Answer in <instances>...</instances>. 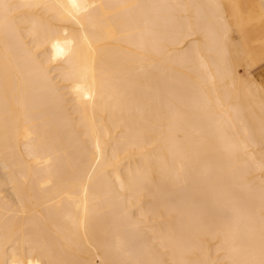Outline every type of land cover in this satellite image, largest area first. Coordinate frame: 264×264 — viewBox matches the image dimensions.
<instances>
[{"label":"bare ground","instance_id":"6f19581e","mask_svg":"<svg viewBox=\"0 0 264 264\" xmlns=\"http://www.w3.org/2000/svg\"><path fill=\"white\" fill-rule=\"evenodd\" d=\"M0 264H264V0H0Z\"/></svg>","mask_w":264,"mask_h":264}]
</instances>
